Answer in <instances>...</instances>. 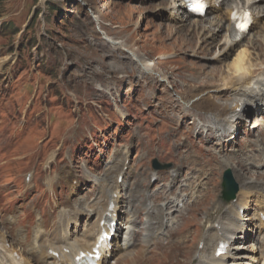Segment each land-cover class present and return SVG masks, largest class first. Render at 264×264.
<instances>
[{"label":"rangeland","instance_id":"1","mask_svg":"<svg viewBox=\"0 0 264 264\" xmlns=\"http://www.w3.org/2000/svg\"><path fill=\"white\" fill-rule=\"evenodd\" d=\"M171 3L0 0V262L17 264L26 259L42 264L44 251L33 255L38 245L61 246L65 235L71 243L83 240L96 228L114 188L121 199V238L115 239L107 264H134L141 254H147L146 264H191V255L200 252L208 257L213 251L214 239L207 240L206 249L201 242L205 215L223 201L222 178L231 169L239 185L237 200L246 194L243 212L251 234L235 247L244 248L241 254L255 264H264V253L254 252L256 220L264 214V176L256 175L264 172V114H249V122L244 117L236 141L223 147L217 146L215 135L199 133L198 128L209 122L207 113L193 108V101L186 108L177 93L188 91L189 97L199 86H215L230 59L213 61L217 49L195 54L198 43L189 36L194 32L178 30L183 22L174 18ZM55 9L59 12L53 13ZM208 16H213L211 11ZM202 29L196 33L201 41ZM261 32L253 30L258 41L248 48L255 59L258 54L264 57ZM109 39L123 42L125 48H115ZM128 50L153 64L155 75L144 73ZM158 74L167 75L169 81H161ZM190 157L202 163L232 159L213 171L207 169L200 185L210 195L191 220H177L180 213L172 210L161 225H145L147 204L164 203L153 198L170 186L164 177ZM254 158L251 169L248 164ZM155 160L173 167L155 171ZM247 168L246 176L242 170ZM152 176L162 181L153 184ZM189 176L184 174L183 185ZM189 192L173 191L183 199L182 210L186 204L195 206L196 197ZM238 204L231 214L221 212L223 222H236ZM65 213L77 224L67 222ZM154 218L149 222L158 223ZM130 220L134 245L121 249L118 244L125 233L121 226ZM197 220L200 225L191 230ZM149 229L160 237H166L161 232L174 231L179 234L175 242L183 235L187 248L151 247L144 240ZM3 248L22 260H11L10 253L4 258Z\"/></svg>","mask_w":264,"mask_h":264},{"label":"bare ground","instance_id":"2","mask_svg":"<svg viewBox=\"0 0 264 264\" xmlns=\"http://www.w3.org/2000/svg\"><path fill=\"white\" fill-rule=\"evenodd\" d=\"M207 2L210 5L209 10L212 12L213 16L209 17L207 15L202 19L198 18V20L189 23V20L195 17L189 13L187 1L172 0L171 10L173 11L174 18L178 20L182 19L181 22H183L182 27L178 30L184 33L186 32L185 30H188L187 32H189V30L192 29V32L194 33L189 36L190 38L197 40L198 43V51H194L195 54L199 56L205 55L204 52L206 49L208 54H210L217 49L219 50V53L214 57L213 61L222 63L228 58L230 60L225 64V69L222 71L223 73L218 81L215 82V86H199L196 91L193 90L191 92V94H193L189 97H187L188 91L187 94L177 93L179 95L177 96L179 98L178 100L186 108H188L192 104L191 101H193V108L203 109L207 113L209 122L198 128L199 133H201V135H207L208 133L215 135V140L218 141L217 146L223 147L225 142H232V140L236 141L237 138L235 135L238 131L237 128L241 126V122L245 120L244 117L249 114H264V57L262 58L261 54H258L256 57L257 59H255L254 55L248 50V48L252 46V43L258 41L252 34L253 30L261 28V33H264V0H207ZM225 5L226 8H223ZM242 9L251 12L253 19L255 20V24L251 28L248 36L239 35L235 30V13ZM200 29L203 30L205 35L203 41H201L199 37L198 39L196 38V33ZM263 40L264 36L260 35L259 41L262 42ZM109 44H112L115 48L120 50L125 48L123 42H114L112 39H109ZM128 51L132 59L139 64L142 70H144V73L146 72L148 75H155V70L152 67L154 65L147 61L143 55L130 50ZM158 75V78L161 81H169L167 75ZM172 87H174V85ZM246 119L247 121L244 122H249L248 117H246ZM175 143H177V141ZM180 145L181 144H178L176 147L180 149ZM262 152H264V150H262ZM231 159V157H226L221 163L216 161L211 163L208 159L205 163H202L196 160V157H190L187 164L184 161L179 162L176 169L172 171V174H168V177H164V181H167L170 186L158 190L153 196L155 203L164 202L163 205H156L153 207H150L151 205H149L147 208L148 219L155 217L154 219L158 220V223H152L151 226L155 227L154 225H161L164 223L168 217V211L179 210H177V208H179L182 200H178L177 196L172 197L175 189H180V192H186V190H188L190 191L189 193L193 195L192 198L196 197L195 206L186 204L184 209L179 211L180 216L177 217V220H191L193 217V211L200 207L202 201L206 199V194L210 195L209 192L205 194L207 189L201 188L200 185L203 176L209 173V170L207 169L213 171V169L220 164H229ZM255 161L256 158L253 159V163L248 164L250 166L249 168L252 169L254 167ZM242 173L247 176L249 174L248 168L242 170ZM184 174H189L190 176L187 179L186 184L183 185L181 179ZM243 175L239 174L238 177L241 178ZM256 175L262 177L264 176V172H258ZM160 181L162 180H159V182ZM109 193L106 205L101 209L102 213L96 228L89 230L85 239H79L71 243L67 241V236L65 235L62 237L64 241L61 246L54 247L49 245L47 247L45 246L46 248L44 249V247L38 245L36 249L37 253H33V255H38L44 251L45 255L42 264H68L71 263L80 251H91L101 234L100 221L104 219L109 220L107 214L109 213L111 205H114L110 213L113 219L119 215V211L121 210V206L119 205L121 199H115V195L118 194L117 190L112 188ZM245 197L246 194H242L237 201L239 202L238 206L240 207L234 217L236 218V222H223L221 218V212H228L227 214H231L232 210L236 208L235 203L226 206L224 202L218 201L207 212L205 215V224L207 225V228L204 233L201 234V242H205L206 249L209 247L207 240H209V238L210 240L214 239L213 244L211 245L213 251L208 257L200 252H198L196 257H192L191 255L188 263L255 264L254 261L249 260L241 254L242 252L240 251L244 248L235 247L236 244L242 242V239L247 240L251 235L249 229L246 227L247 218L241 214L242 209L246 210V206L243 204V199H245ZM66 220H69L70 223L74 219L69 218ZM256 221L257 226L254 234H257L258 247L254 252L264 253V220H262L261 215H259V218ZM77 222V220L73 221L74 224H77ZM146 223L150 224L148 220ZM196 223V226L191 224V230H194L195 227L200 225V220ZM61 225H63V220L60 221V226ZM122 229L127 231L125 233V239L119 247L121 249H129L134 245L133 221L130 225H128V223L125 226L123 225ZM152 231L153 229H149L145 234L144 239L151 247L169 246L170 249H173L174 247L179 249L187 248L186 238H184L183 235L178 242H175L174 237L179 234L174 231H171L168 234H163L162 232L159 233L166 237H160V235L157 236V234ZM216 232L217 236L213 237ZM221 241L229 243L230 248L227 255L218 258L215 254L217 252L218 244ZM5 243H7V241H4V244ZM65 249H68L70 252H65ZM3 251L2 256L4 258H6V255L9 253L10 258L13 256L14 251L6 248H3ZM49 251L59 253V258H56L52 253H49ZM112 253L111 251L105 253L101 264H107ZM149 253H151V251ZM146 255L141 254L139 259L134 260V264H146V260L144 259L146 258ZM3 261L0 262V264H4ZM7 262L12 263L11 261ZM16 263L32 264L26 259Z\"/></svg>","mask_w":264,"mask_h":264},{"label":"water","instance_id":"3","mask_svg":"<svg viewBox=\"0 0 264 264\" xmlns=\"http://www.w3.org/2000/svg\"><path fill=\"white\" fill-rule=\"evenodd\" d=\"M166 167L169 168L170 166H166ZM155 168L161 169V166H159L157 162H155ZM223 189H224V198L226 199V201H231L235 199L239 188L235 182V179L233 177L231 170H227L224 174Z\"/></svg>","mask_w":264,"mask_h":264},{"label":"trees","instance_id":"4","mask_svg":"<svg viewBox=\"0 0 264 264\" xmlns=\"http://www.w3.org/2000/svg\"><path fill=\"white\" fill-rule=\"evenodd\" d=\"M59 12V10L58 9H55L54 11H53V13H58Z\"/></svg>","mask_w":264,"mask_h":264}]
</instances>
